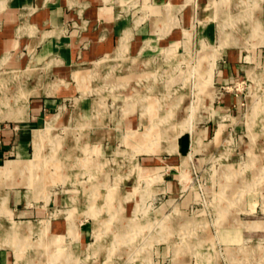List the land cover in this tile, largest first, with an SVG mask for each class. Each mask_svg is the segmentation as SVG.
<instances>
[{
    "label": "rangeland",
    "instance_id": "1",
    "mask_svg": "<svg viewBox=\"0 0 264 264\" xmlns=\"http://www.w3.org/2000/svg\"><path fill=\"white\" fill-rule=\"evenodd\" d=\"M237 2L219 15L216 4L196 6L185 34L156 57L120 49L80 65H92L87 77H74L90 79L80 90L88 102L94 99L93 119L50 120L34 130L29 158L12 155L0 166V252L8 251L10 264H264L262 231L234 245L217 236L221 225H240L246 235L264 219V66L249 67L216 92L214 86L224 49L264 44V0ZM172 18L163 33L178 23ZM139 61L144 68L134 74ZM124 69L130 73L120 75ZM67 79L74 90L70 108L80 91ZM221 91L239 96L233 120L209 113ZM17 95L0 83V115L13 110ZM213 118L228 127L222 136L219 123L208 143L194 119ZM187 129L196 132L192 152L180 164L166 162ZM213 145L192 165L195 153ZM149 156L162 161L146 166ZM13 189L26 195L28 212L10 210ZM81 226L89 235L77 243Z\"/></svg>",
    "mask_w": 264,
    "mask_h": 264
},
{
    "label": "crops",
    "instance_id": "2",
    "mask_svg": "<svg viewBox=\"0 0 264 264\" xmlns=\"http://www.w3.org/2000/svg\"><path fill=\"white\" fill-rule=\"evenodd\" d=\"M236 3L239 2L237 0H0V83H7L10 95L18 94L16 99L15 97L12 99L14 104H8L13 110L0 115V166L5 165L12 155L17 156L18 159L29 158L27 156L32 152L34 130L42 128L50 120L57 119L62 124L73 122L75 125L78 116L93 119L94 99L91 100L92 103L88 102L80 90V87L90 79L83 83L74 77L76 72L87 77L92 65L83 68L81 64H93L113 53L118 54L121 42L127 39V46L121 49L120 54L127 53L130 57L139 59L156 57L158 52H162L169 44L179 41V38L185 34L184 28L195 20L196 6L204 9L216 4L219 15L226 4ZM262 4L260 6L264 11V2ZM172 16H175L178 23L163 33L168 23H172L174 18ZM206 29L207 26H204L202 30L209 35ZM236 47L229 46L224 49L216 61L215 92L229 83L233 84L244 72L246 74L249 67L257 70L258 67L264 66V44L257 45L253 49ZM109 52L113 53L108 54ZM138 65L134 74L144 68L141 63ZM128 73L130 72L124 69L120 75ZM69 77L76 80L80 91L79 96L73 97L75 104L70 108L67 107L66 100L74 90L69 86L67 79ZM55 82L57 86L54 89ZM21 92L24 93L20 94ZM216 96L219 100L212 104L214 107L209 112L211 116H216V119L232 120L238 116L240 111L237 93L221 91ZM211 121L194 119L196 131L208 143L214 137L219 123L223 124L222 136L228 127V122H216L214 118ZM66 126L68 125L64 127ZM193 132L195 131L187 129L178 135L176 150L167 152L166 162L180 164L182 157L192 152ZM95 133V129H92L90 137L95 139ZM97 139L100 141V137ZM217 145H213L212 149L210 147L209 152L195 153L192 165H199L203 155L209 154ZM158 159L159 156L144 157V162L146 166L156 168L160 160L162 161ZM8 201L12 204L10 207L12 212L29 210L24 193L19 196L13 189ZM257 220L263 221V225L248 230L246 235L238 228L240 225H221L217 230L219 241L226 245L238 244L249 239L250 236L255 237L256 231H262L264 236V219ZM67 228L68 223L64 226V230ZM57 230L59 231V228ZM79 230L80 238L75 242L82 243L89 235V228L81 226ZM0 264H10L7 250L0 252Z\"/></svg>",
    "mask_w": 264,
    "mask_h": 264
},
{
    "label": "bare ground",
    "instance_id": "3",
    "mask_svg": "<svg viewBox=\"0 0 264 264\" xmlns=\"http://www.w3.org/2000/svg\"><path fill=\"white\" fill-rule=\"evenodd\" d=\"M222 20H224V19L222 18ZM121 49H122V47H121ZM1 102H3V101H2V99H1V97H0V104H1V106H2L3 103H1ZM1 106H0V107H1ZM2 107H3V106H2ZM0 109H1V108H0ZM61 164H62V163H61ZM62 169H63V168H62ZM116 213H117V212H116ZM119 213H120V212H119Z\"/></svg>",
    "mask_w": 264,
    "mask_h": 264
}]
</instances>
